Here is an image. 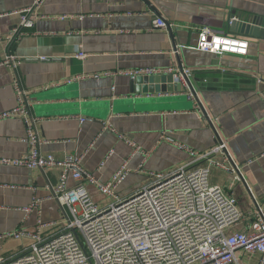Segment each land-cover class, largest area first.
Masks as SVG:
<instances>
[{"label": "crops", "instance_id": "0c3cea01", "mask_svg": "<svg viewBox=\"0 0 264 264\" xmlns=\"http://www.w3.org/2000/svg\"><path fill=\"white\" fill-rule=\"evenodd\" d=\"M34 1L0 0V113L16 105V80L30 97L34 131L42 141L40 152L59 161L67 155L81 156L84 169L101 182L127 163L129 173L117 189L121 196L135 191L149 172L166 173L195 164L186 153L161 141L162 133L199 154L222 143L225 150L214 158L227 156L228 169L237 166L238 172L212 168L210 183L231 189L245 218L226 234L247 231L248 214L264 207V156L260 157L264 153V36L247 35L252 20H261L264 28V0H43L36 8ZM29 8L36 17L33 29L6 41L19 27V12ZM155 18L163 19L167 28L153 29ZM201 27L247 40L248 54L217 56L191 49ZM79 51L85 59L77 58ZM9 53L16 61L4 65ZM169 68L192 72L195 98L174 93V84L149 85L144 80L140 87L144 92L156 95L171 89L169 101L160 94L156 95L159 102L140 101V96L137 104L125 100L130 78L115 72ZM87 75L100 78L65 83ZM59 88L64 91L58 95L66 100L56 103L48 91ZM102 102L108 106L94 107ZM26 130L19 119L0 122V158L14 159L27 152ZM145 153L150 154L147 159ZM200 164L205 162L196 163ZM61 171V166L44 171L0 166V237L15 230H34L37 212L24 211L33 197L39 199L45 224L41 232L53 231L49 224L59 223L62 211L51 192ZM68 185L75 184L69 179ZM81 185L95 203H105L95 186L86 181ZM6 242L18 249L5 252ZM28 243L0 238L6 254ZM234 257L232 264H264L259 254L237 250Z\"/></svg>", "mask_w": 264, "mask_h": 264}, {"label": "built area", "instance_id": "2783aa9c", "mask_svg": "<svg viewBox=\"0 0 264 264\" xmlns=\"http://www.w3.org/2000/svg\"><path fill=\"white\" fill-rule=\"evenodd\" d=\"M42 2L35 0L33 7H39ZM31 10L19 12V27L12 31L10 38H5L6 41L21 38L33 29L36 17L31 15ZM166 28L167 23L163 19L155 18L153 29ZM1 40L3 38L0 37ZM190 48L217 56L245 57L249 43L243 38L201 27L197 30L196 45ZM77 58L85 59L86 55L79 51ZM15 61L16 58L9 53L2 63L12 65ZM115 74L130 79L140 75L171 74L185 94L195 98L189 69H140L117 71ZM99 78L98 75L78 76L65 83ZM13 89L16 105L0 113V122L21 120L27 129L24 141L28 150L18 158H0V166L42 171L61 166L59 181L52 189L51 197L58 202L62 216L59 223L49 224L52 232L43 234L41 228L45 224L40 218L39 199L33 197L24 211L27 214L37 212L34 230H15L0 237L27 240L29 243L11 254L4 253L0 247V264H232L237 250L264 258V207L257 206L248 214L247 231L226 234L228 228L242 223L245 218L233 191L210 183L212 168L238 172L234 165L232 170L228 169L227 162L231 160L227 156L220 160L214 158L215 154L225 150L224 144L199 154L162 133L161 141L186 153L195 164L166 173L149 172L142 185L131 194L121 196L117 189L129 173L127 163L107 182H101L84 169L81 156L67 155L59 161L52 155L42 154L39 150L42 141L34 131L36 119L30 114V97L16 80L13 81ZM120 138L125 140L121 135ZM125 141L135 150H140L134 142ZM149 155L145 153L144 158ZM263 156L264 153L260 155ZM200 161L205 164L196 165ZM143 163L138 171L143 169ZM69 179L74 186L68 185ZM235 180L239 181L240 177L236 176ZM83 181L95 186L105 197V206L101 207L92 200L81 185Z\"/></svg>", "mask_w": 264, "mask_h": 264}, {"label": "water", "instance_id": "95a60500", "mask_svg": "<svg viewBox=\"0 0 264 264\" xmlns=\"http://www.w3.org/2000/svg\"><path fill=\"white\" fill-rule=\"evenodd\" d=\"M262 21L261 20H252L249 22V28H248V33L247 35H253L256 36L258 34H260V36H264V28H262ZM146 80L145 83H148L149 85H159V84H163L165 82L169 83V84H174L175 85V92L177 94L180 93H184L185 90H183V88L181 87V85L179 83H177L173 76L171 74H163V75H140V76H136L132 79H130L128 81V93H127V98H125V100H127L129 103L131 104H137L139 103L141 100L143 99H150L152 102H156L158 99H160V97H157L156 95H162L163 97H165V101H169L168 99H170V95H172L173 93H171V89L168 92H163V91H157L155 92L156 95H154L153 91H150L149 93L144 92L145 88H140L141 84L144 83L143 81ZM144 90V91H143ZM64 91V88L61 89H54V90H49L48 94L54 99L53 101H55L56 103H60L62 100H66V98H64V96L58 95L59 92ZM143 91V92H141ZM140 96V101H137L136 97ZM162 97V99H163ZM163 101V100H162ZM161 101V102H162ZM159 102V101H157ZM114 104V102L112 103ZM61 108H67V106L65 104H59ZM69 105V104H67ZM74 105V104H73ZM107 103H99V104H94V107L100 109H104L106 108Z\"/></svg>", "mask_w": 264, "mask_h": 264}, {"label": "rangeland", "instance_id": "374dc122", "mask_svg": "<svg viewBox=\"0 0 264 264\" xmlns=\"http://www.w3.org/2000/svg\"><path fill=\"white\" fill-rule=\"evenodd\" d=\"M100 205H101V207L105 206L104 204H103V205L100 204ZM9 244H11V243H10V242H6V243L3 244L2 247H3V250H4L5 252L10 253V252H12V251L18 249V248H16V247H11Z\"/></svg>", "mask_w": 264, "mask_h": 264}]
</instances>
